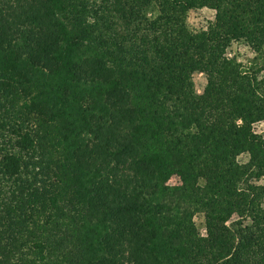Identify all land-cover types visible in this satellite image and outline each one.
<instances>
[{
	"label": "trees",
	"instance_id": "16d2710c",
	"mask_svg": "<svg viewBox=\"0 0 264 264\" xmlns=\"http://www.w3.org/2000/svg\"><path fill=\"white\" fill-rule=\"evenodd\" d=\"M236 43L264 52V0H0V264H264Z\"/></svg>",
	"mask_w": 264,
	"mask_h": 264
},
{
	"label": "rangeland",
	"instance_id": "374dc122",
	"mask_svg": "<svg viewBox=\"0 0 264 264\" xmlns=\"http://www.w3.org/2000/svg\"><path fill=\"white\" fill-rule=\"evenodd\" d=\"M215 22V13L209 9H200L193 10L189 15V24L191 28L195 31L205 30L212 23ZM232 56H236V58L245 65H251L255 62L257 68H259L260 75L264 77V52L262 54L255 53L249 47L243 44H234ZM196 85L199 92H202L203 87L205 85V80L202 75H197L195 77ZM256 132L262 136H264V123L258 124L256 126ZM242 163L247 161V157L243 156L240 158ZM180 180L175 178L171 181V184H178ZM196 222L201 230H203V219L198 217Z\"/></svg>",
	"mask_w": 264,
	"mask_h": 264
}]
</instances>
